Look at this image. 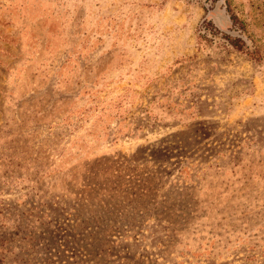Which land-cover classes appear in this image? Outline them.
<instances>
[{"label": "rangeland", "instance_id": "374dc122", "mask_svg": "<svg viewBox=\"0 0 264 264\" xmlns=\"http://www.w3.org/2000/svg\"><path fill=\"white\" fill-rule=\"evenodd\" d=\"M230 2L246 32L226 0H0V264H264V0Z\"/></svg>", "mask_w": 264, "mask_h": 264}, {"label": "trees", "instance_id": "16d2710c", "mask_svg": "<svg viewBox=\"0 0 264 264\" xmlns=\"http://www.w3.org/2000/svg\"><path fill=\"white\" fill-rule=\"evenodd\" d=\"M226 3H227L228 11L231 13V20L233 24L239 30L246 32L247 30L246 24L240 19V17H238L236 14L233 13L230 0H226ZM225 38L230 43V45L233 46L236 50L246 53L247 55L251 56L255 60L262 59L260 50L249 51L247 48L246 41L241 36L233 38L229 35H226Z\"/></svg>", "mask_w": 264, "mask_h": 264}]
</instances>
